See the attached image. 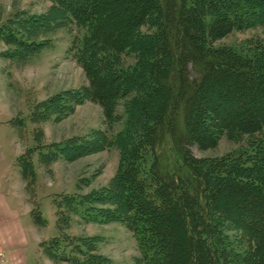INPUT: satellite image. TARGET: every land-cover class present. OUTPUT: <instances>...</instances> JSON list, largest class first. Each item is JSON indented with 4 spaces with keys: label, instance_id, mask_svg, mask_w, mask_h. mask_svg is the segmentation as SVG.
<instances>
[{
    "label": "trees",
    "instance_id": "obj_1",
    "mask_svg": "<svg viewBox=\"0 0 264 264\" xmlns=\"http://www.w3.org/2000/svg\"><path fill=\"white\" fill-rule=\"evenodd\" d=\"M51 1L66 7L58 22L73 21L80 31L72 50L89 83L86 99L111 121L123 99L134 110L135 130L127 125L122 143L113 142L127 214L89 219L86 206L78 215L128 226L140 264H264V44L247 54L217 45L254 26L261 8L254 11L253 0ZM10 30L1 40L12 45L11 59L25 63L39 53ZM131 56L135 65L125 63ZM224 137L243 144L220 158L193 154V147L216 149ZM38 211L32 219L44 227ZM228 226L240 233L231 250ZM61 235L49 238L56 250L41 243L53 261L91 264L81 244L91 238L78 241L76 254Z\"/></svg>",
    "mask_w": 264,
    "mask_h": 264
},
{
    "label": "rangeland",
    "instance_id": "obj_2",
    "mask_svg": "<svg viewBox=\"0 0 264 264\" xmlns=\"http://www.w3.org/2000/svg\"><path fill=\"white\" fill-rule=\"evenodd\" d=\"M258 2L249 3L254 11L260 7L263 13L261 17L253 15L255 25L232 32L217 45L247 54L251 53L249 46L264 44V4ZM63 7L51 0H0L1 195L20 213L25 228L32 224V216L26 212H39V207L48 221L44 227L34 221L26 230V249L34 255L32 264H68L55 262L44 252L41 255L38 243H50L49 238L59 234L76 254L78 241L91 238L89 243H81L91 264H106L99 257L111 264H140L141 252L128 226L117 221L87 222L78 215L86 206L91 209L86 215L89 219L95 214L96 218H111L113 212L119 217L127 214L125 194L115 184L121 154L113 142L119 137L122 143L127 125L132 131L136 126L129 116L134 111L128 109L129 99L119 102L112 121L105 118L101 107L86 99L89 83L72 50L73 38L80 31L73 21L63 22L67 15ZM12 27L31 43L25 47L30 53L39 51L25 63L11 59L12 45L1 40ZM125 60L128 65L136 64L134 56ZM41 117L43 121H39ZM22 123L25 126L19 125ZM242 144L224 137L214 150L203 152L193 147L192 151L198 158H220ZM30 153L33 165L27 164ZM23 155L24 162L19 159ZM53 159L57 160L51 162ZM80 199L82 204H77ZM228 228L225 232L231 250L240 233ZM56 245L50 243L49 249L56 250Z\"/></svg>",
    "mask_w": 264,
    "mask_h": 264
},
{
    "label": "crops",
    "instance_id": "obj_3",
    "mask_svg": "<svg viewBox=\"0 0 264 264\" xmlns=\"http://www.w3.org/2000/svg\"><path fill=\"white\" fill-rule=\"evenodd\" d=\"M26 214L31 217L30 212H26ZM32 224L24 227L20 213L5 201L0 189V252L3 253L0 264H32L31 259H34V255L29 254L26 249L29 245L26 230H29ZM44 241L46 240L42 242ZM42 242L38 243L39 248ZM43 252L42 249L41 255Z\"/></svg>",
    "mask_w": 264,
    "mask_h": 264
}]
</instances>
